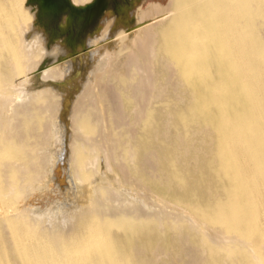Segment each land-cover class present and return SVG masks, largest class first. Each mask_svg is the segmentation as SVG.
<instances>
[{"label": "bare ground", "instance_id": "obj_1", "mask_svg": "<svg viewBox=\"0 0 264 264\" xmlns=\"http://www.w3.org/2000/svg\"><path fill=\"white\" fill-rule=\"evenodd\" d=\"M1 60L0 264H126L159 232L264 264V0H0ZM57 170L86 207L48 202Z\"/></svg>", "mask_w": 264, "mask_h": 264}, {"label": "rangeland", "instance_id": "obj_2", "mask_svg": "<svg viewBox=\"0 0 264 264\" xmlns=\"http://www.w3.org/2000/svg\"><path fill=\"white\" fill-rule=\"evenodd\" d=\"M130 16H132V15H130ZM132 18H133V16H132ZM72 48H73V50L75 49L74 48V46H72ZM92 48H94V47H92ZM89 49H91L90 47H88L87 49L85 48V49H83L84 51V55H85V58H87L88 56H89ZM98 50V49H97ZM94 51V50H93ZM92 51V52H93ZM89 53V54H88ZM10 54H12L11 53V49L9 48H7L6 49V51L4 52V55L7 57L8 55H10ZM4 61H0V70L2 71V70H4V68H5V66H4V64H5V62L3 63ZM152 72L150 73V78H152V80H154V74H152ZM172 74V79H171V77H170V75ZM36 77H38V74H36ZM169 77H170V79L169 80H171L170 82H172V84L175 82V78L173 77V73H171V71H170V74H169ZM17 81H19V80H17ZM0 82H1V79H0ZM171 84V83H170ZM1 85V84H0ZM113 85V84H112ZM112 85L111 84H108V86H106V88H107V91H108V93L109 94H111V98H112V100H113V104H114V106L117 104V107L119 108V109H115L116 111L117 110H119L120 111V108H121V110L123 111V109H122V107H121V105H120V103H118V98H117V96H115L116 95V92H115V87L113 86V88H112ZM175 87H176V85H174ZM172 87V88H174V89H176L175 87ZM173 89V90H174ZM170 90V91H169ZM167 89L166 91H169V92H171V89ZM147 91V93H146V95L147 96H150L151 94H152V90H151V88L150 89H147L146 90ZM150 91H152V92H150ZM114 93V94H113ZM116 97V98H115ZM118 100V101H117ZM120 102V101H119ZM118 104H119V106H118ZM116 107V106H115ZM122 111H120V112H122ZM121 114V116H123L122 114L123 113H120ZM122 119H124V117H122ZM130 123V122H129ZM116 141V140H115ZM118 142L120 141V140H117ZM25 146H27L26 144H25ZM30 146V145H29ZM32 146V145H31ZM22 147V146H21ZM22 148H24V147H22ZM22 148H18L17 146H15V147H12L11 145H6V147H4V149H3V151H5V150H11V151H14V153H16L15 154V160H19V161H23L24 162V159L27 161V157H28V152L26 151V150H28L29 148H28V146L26 147V148H24V149H22ZM28 148V149H27ZM26 149V150H25ZM2 150V149H1ZM23 151H24V153H23ZM24 154H25V157H24ZM27 154V155H26ZM86 157V156H85ZM101 163H102V159H101ZM102 165V164H101ZM122 166L123 165H125V164H121ZM148 166H149V164H147ZM99 166H100V164H99ZM146 167V166H145ZM117 169H118V167H116ZM120 168V167H119ZM145 169H147V168H145ZM101 170H102V167H101ZM125 171L126 172H124V170H123V172L122 173H124L125 175H124V181L125 180H127V181H125L128 185L130 184H132V182H130V180L132 181V179L134 180V182L136 183H133V187L135 186V187H139V188H137V190H138V193L136 194L137 196L136 197H138L140 200H141V198H142V201L143 200H145V201H143V202H150L151 203V198L152 197H154V195H152L150 192H151V190L150 189H147V187L144 189H142L141 188V186L142 187H144V185H142L141 183H138V185H137V180H136V178H135V176L133 177V175L131 176L132 178H129V176H130V174H128L129 172H128V170H126L125 169ZM146 171V170H145ZM101 172H103V170L101 171ZM61 172L59 171V170H57L56 171V181L57 182H55V183H53L52 184V186L51 187H49V196H51L52 198L50 199L49 198V200H48V202H50V201H52V199H53V201H56V208H58V207H60V208H67V209H70V208H74V207H77V208H82V206L84 205V207H86L87 206V202H88V200H90V197H91V195H92V191H93V184L94 183H92V180H89L90 179V176H92L91 174L89 175H87V174H84L85 175V181H84V183H76V182H74L73 180H71V179H68L67 177V175H63L62 174V176H61ZM58 175V176H57ZM83 175V176H84ZM122 175V174H121ZM62 177V178H61ZM135 178V179H134ZM88 179V180H87ZM130 179V180H129ZM69 180V181H68ZM65 181H67V182H65ZM72 182V183H71ZM58 185H57V184ZM76 183V184H75ZM55 184V185H54ZM135 184V185H134ZM139 184H141V185H139ZM137 185V186H136ZM55 187V188H54ZM134 187V188H135ZM54 188V189H53ZM141 188V189H140ZM56 189V190H55ZM140 190V191H139ZM143 190V191H142ZM148 190H150V192L148 191ZM91 191V192H90ZM145 191V192H144ZM50 194H52V195H50ZM90 196V197H89ZM156 197V196H155ZM154 197V198H155ZM88 198V199H87ZM154 198H152V199H154ZM150 199V200H149ZM149 200V201H148ZM150 203H149V205H150ZM150 206H153V204L151 203V205ZM83 207V208H84ZM175 211H177L178 210V208L177 207H175V208H173ZM178 212H180L179 210H178ZM121 233V232H120ZM130 232H124V235H128ZM172 234H170V236H171ZM142 237V238H141ZM168 237H169V234L167 233V232H159L158 233V235H157V238H154V239H158V241L156 242L154 239L153 240H151V239H149L146 235H144V236H139V237H135V239H137V241L139 242V243H142L141 245L139 244L138 246H136V248L138 247V248H141L140 250H133V252L132 251H130L131 253H132V256H130L131 254L129 253V251L127 252V253H125V251H123L122 249H120L119 251H118V253H116L117 255L115 256V259H119V258H122V259H125V262H126V264H185V263H187V261H188V264H192L191 262H193V264H195V263H197V264H202V261H203V259L200 257L199 258V256L200 255H198V253L200 254V252L198 251V250H200L201 249V247H200V249H199V246H197V243H195L194 245V247L192 246V245H189V244H186L187 246H189V247H185V249H187V250H183L182 251V249L178 246L177 248H174V249H171V246H170V243H169V245L168 244H166V245H168V246H163V248H160L159 249V245H158V242H160V240L161 241H164V243L166 242V241H169L170 242V238L168 239ZM141 238V239H140ZM140 239V240H139ZM146 242H145V241ZM155 241V242H154ZM137 242V243H138ZM185 242V241H184ZM183 243V242H182ZM185 244V243H184ZM200 245V244H199ZM140 246V247H139ZM193 248V249H192ZM196 249H198V250H196ZM171 250H172V252H171ZM176 251H177V253H176ZM188 251V252H187ZM191 251V252H190ZM196 251H198V252H196ZM159 252H160V254H159ZM176 254H175V253ZM184 252V254H182ZM187 252V253H186ZM124 253H125V256L123 257V255H124ZM169 253H171V254H169ZM121 254H123L122 255V257H120V255ZM179 254V255H178ZM161 255H162V257H161ZM176 255H178V256H176ZM180 255H181V257H180ZM184 255V256H183ZM188 256V257H185V256ZM99 256V255H98ZM119 256V257H118ZM167 256H169V257H167ZM171 256H172V259H174V260H172L171 259ZM195 256V257H194ZM118 257V258H117ZM184 257V258H183ZM97 259V257H96V255L94 256V255H92V257L90 258L92 261H93V263L92 264H98V262H100L99 260H97L98 262L96 263L95 262V259ZM100 258V256L98 257V259ZM168 258H170V259H168ZM182 258V259H181ZM185 258H187V260L185 259ZM200 260H199V259ZM108 259H110V258H108ZM186 260V262L184 261L183 263H182V260ZM189 259V260H188ZM106 260V262H104ZM104 261L101 259V263L103 262L104 264H107V263H109V262H107L108 260H107V258L105 259ZM194 260V261H193ZM195 260H197V261H195ZM109 261H111V260H109ZM172 262V263H171ZM175 262V263H174ZM190 262V263H189ZM201 262V263H200ZM101 263H99V264H101ZM102 263V264H103Z\"/></svg>", "mask_w": 264, "mask_h": 264}, {"label": "clouds", "instance_id": "obj_3", "mask_svg": "<svg viewBox=\"0 0 264 264\" xmlns=\"http://www.w3.org/2000/svg\"><path fill=\"white\" fill-rule=\"evenodd\" d=\"M34 38L42 40L44 38L43 33H40V32L36 33ZM56 47H58V45H54V48Z\"/></svg>", "mask_w": 264, "mask_h": 264}]
</instances>
